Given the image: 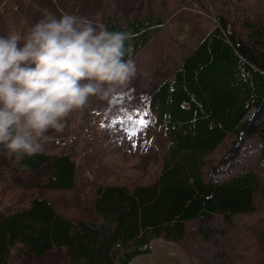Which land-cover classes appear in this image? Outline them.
Listing matches in <instances>:
<instances>
[{"label": "trees", "instance_id": "trees-1", "mask_svg": "<svg viewBox=\"0 0 264 264\" xmlns=\"http://www.w3.org/2000/svg\"><path fill=\"white\" fill-rule=\"evenodd\" d=\"M105 9L97 25L132 33L130 58L164 25L157 11L123 23ZM209 21L182 60L144 94L146 115L164 140L154 180L131 187L98 184L91 216L73 220L43 194L73 188L70 154L9 159L14 172H45L27 206L0 217V264H8L13 251L33 259L60 251L65 264H128L149 253L154 238H184L189 221L207 235L215 216L230 221L256 211L262 175L253 168L228 173L225 167L250 139L264 157V22L246 19L237 30L222 15ZM220 147L224 152L211 162Z\"/></svg>", "mask_w": 264, "mask_h": 264}, {"label": "rangeland", "instance_id": "rangeland-1", "mask_svg": "<svg viewBox=\"0 0 264 264\" xmlns=\"http://www.w3.org/2000/svg\"><path fill=\"white\" fill-rule=\"evenodd\" d=\"M106 5L123 23L132 15L157 11L164 25L131 58L137 75L126 89L109 99L91 98L85 108L69 114L62 131L47 133L44 152L70 154L76 176L71 190H46L43 194L73 220L91 216L98 184L131 187L154 180L164 140L153 117L146 115L144 94L182 60L211 24L209 19L222 15L237 30L246 19L264 22V0H0V36L16 31L23 37L48 13L57 18L71 14L98 24ZM244 146L245 151L225 169L230 173L233 168H253L264 179L259 144L250 139ZM224 150L220 147L211 162ZM13 170L0 146V217L27 206L35 195L36 180L45 172L30 176ZM256 202L254 213L236 214L230 221L215 216L208 223L211 230L207 235L198 230L196 221H189L184 238H154L151 251L128 264H264V192ZM8 264H65V260L60 251H48L39 259L13 251Z\"/></svg>", "mask_w": 264, "mask_h": 264}, {"label": "clouds", "instance_id": "clouds-1", "mask_svg": "<svg viewBox=\"0 0 264 264\" xmlns=\"http://www.w3.org/2000/svg\"><path fill=\"white\" fill-rule=\"evenodd\" d=\"M132 39L128 31L51 13L23 37L0 36V146L7 157L42 153L49 130L62 131L71 112L126 89L137 75Z\"/></svg>", "mask_w": 264, "mask_h": 264}]
</instances>
